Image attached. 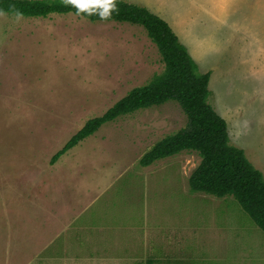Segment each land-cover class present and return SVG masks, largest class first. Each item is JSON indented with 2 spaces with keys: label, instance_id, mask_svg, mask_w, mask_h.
Returning <instances> with one entry per match:
<instances>
[{
  "label": "rangeland",
  "instance_id": "rangeland-1",
  "mask_svg": "<svg viewBox=\"0 0 264 264\" xmlns=\"http://www.w3.org/2000/svg\"><path fill=\"white\" fill-rule=\"evenodd\" d=\"M126 1L164 18L210 72L231 144L264 174V0ZM163 70L142 25L0 12V264H140L146 250L149 264H264V230L241 204L191 190L198 152L140 164L187 126L177 101L105 123L51 163Z\"/></svg>",
  "mask_w": 264,
  "mask_h": 264
},
{
  "label": "trees",
  "instance_id": "trees-1",
  "mask_svg": "<svg viewBox=\"0 0 264 264\" xmlns=\"http://www.w3.org/2000/svg\"><path fill=\"white\" fill-rule=\"evenodd\" d=\"M116 10L106 20L98 15L82 16L91 21H119L142 25L156 44L164 70L144 85L134 87L100 116L89 119L51 158L62 155L94 134L105 123L140 109L177 101L187 115L184 128L156 142L140 159L148 166L181 151H196L201 161L189 177L194 192L218 197L233 196L264 230V174L248 159L245 151L230 142L227 121L209 102L210 72L202 73L188 48L170 24L146 6L114 0ZM0 12L13 16L47 17L76 14L64 0H0Z\"/></svg>",
  "mask_w": 264,
  "mask_h": 264
},
{
  "label": "clouds",
  "instance_id": "clouds-1",
  "mask_svg": "<svg viewBox=\"0 0 264 264\" xmlns=\"http://www.w3.org/2000/svg\"><path fill=\"white\" fill-rule=\"evenodd\" d=\"M66 5H71L76 9V15L96 14L101 20H106L111 13L116 10L114 0H64Z\"/></svg>",
  "mask_w": 264,
  "mask_h": 264
},
{
  "label": "crops",
  "instance_id": "crops-1",
  "mask_svg": "<svg viewBox=\"0 0 264 264\" xmlns=\"http://www.w3.org/2000/svg\"><path fill=\"white\" fill-rule=\"evenodd\" d=\"M146 253H147V250L143 253V254H141L142 256H144V257H141L140 258V264H149L150 263V260L146 257ZM114 258L116 259V260H121V257H115L114 256ZM107 260H109L110 258H106ZM112 260H114L113 258H112ZM152 261L153 260H151V264H153L152 263ZM155 261H157V259L155 258ZM158 264H164V263H158Z\"/></svg>",
  "mask_w": 264,
  "mask_h": 264
}]
</instances>
